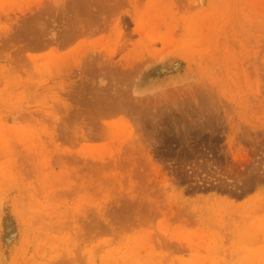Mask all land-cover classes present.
<instances>
[{
    "label": "rangeland",
    "instance_id": "obj_1",
    "mask_svg": "<svg viewBox=\"0 0 264 264\" xmlns=\"http://www.w3.org/2000/svg\"><path fill=\"white\" fill-rule=\"evenodd\" d=\"M256 263L264 0H0V264Z\"/></svg>",
    "mask_w": 264,
    "mask_h": 264
},
{
    "label": "bare ground",
    "instance_id": "obj_2",
    "mask_svg": "<svg viewBox=\"0 0 264 264\" xmlns=\"http://www.w3.org/2000/svg\"><path fill=\"white\" fill-rule=\"evenodd\" d=\"M258 175V174H257ZM255 177V176H254ZM243 179V178H242ZM247 179V178H246ZM247 181V180H246ZM257 181V180H256ZM252 182H253V179H251V180H248V183H247V185H246V187H249L250 188V186H251V184H252ZM255 182V181H254ZM241 189V188H240ZM243 189V188H242ZM140 196V195H139ZM145 200V199H144ZM126 201V200H125ZM131 201V200H130ZM142 202V201H141ZM130 203V202H129ZM144 203V202H143ZM126 205V204H125ZM132 208V207H131ZM108 224V223H107ZM111 229V228H110ZM113 229V228H112ZM133 256H131V258H132ZM135 257V256H134ZM136 261V260H135ZM257 264V263H256Z\"/></svg>",
    "mask_w": 264,
    "mask_h": 264
}]
</instances>
